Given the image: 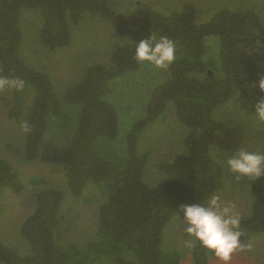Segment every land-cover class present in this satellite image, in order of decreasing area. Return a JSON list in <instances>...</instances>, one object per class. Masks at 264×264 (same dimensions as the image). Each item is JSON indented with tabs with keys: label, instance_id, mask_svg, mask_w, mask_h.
<instances>
[{
	"label": "trees",
	"instance_id": "trees-1",
	"mask_svg": "<svg viewBox=\"0 0 264 264\" xmlns=\"http://www.w3.org/2000/svg\"><path fill=\"white\" fill-rule=\"evenodd\" d=\"M24 9L40 15L39 38L51 51L69 45V26L84 14L105 20L113 34L126 40L113 46L108 64L86 66L60 95L47 73L28 66L20 56ZM196 13L191 3L166 13L140 3L129 13H118L108 0H0V76L25 82L23 89L9 88L12 100L7 117L21 122L22 129L25 123L30 128L23 131L22 149L16 151L7 144L5 151L27 162L38 159L55 166L75 196L82 193L87 180L106 196L95 238L79 246L62 239L63 191L41 187L33 193L31 213L19 224L28 245L26 253L0 241L1 264H95L104 257L123 263L124 247L132 250L136 264H178L176 250H161L163 226L179 206L201 204L222 186L221 168L209 152L219 124L214 109L234 94L241 111L253 114V97L264 96L258 86L264 66L252 54L256 44L264 45V25L258 14L252 9H220L208 21L198 22ZM150 34L172 39L182 55L151 93L144 117L132 125L125 152L119 155L111 147L117 135V113L104 96L110 79L141 65L134 58L135 44ZM206 36L219 38L220 67L203 60ZM169 101L176 118L188 129L185 148L171 160L157 163L160 179L149 186L143 180L147 153L138 152L137 142ZM67 106L76 110L77 121L69 134L60 137L69 124ZM6 159L0 158V197L4 189L15 194L24 191L17 170ZM249 184L250 210L239 226L242 242L264 231V178ZM8 209L0 202L1 214ZM209 252L213 254L195 240L193 263L207 264Z\"/></svg>",
	"mask_w": 264,
	"mask_h": 264
},
{
	"label": "rangeland",
	"instance_id": "rangeland-1",
	"mask_svg": "<svg viewBox=\"0 0 264 264\" xmlns=\"http://www.w3.org/2000/svg\"><path fill=\"white\" fill-rule=\"evenodd\" d=\"M108 2L118 13H129L140 3H146L163 13L176 10L184 3H191L196 8L198 22L208 21L220 9L232 11L252 9L264 25V0H108ZM23 13L27 14L20 23L22 32L20 56L28 66L47 73L53 89L60 95L80 78L86 66L94 63L108 64L113 46L126 40L120 34H113L105 20L84 14L78 23L69 26V45L51 51L39 38L40 15L28 9H24ZM155 37L160 38L158 34H155ZM204 45L203 60L216 63L220 67L219 38L206 36ZM256 45L252 54L255 60L264 66V45ZM175 55L176 58L182 55V48L178 45ZM168 75L169 68L157 69L144 62L137 69L126 71L108 81L109 90L104 99L113 105L118 118L117 135L111 144L114 152L124 154L126 137L132 125L144 117L151 93L167 79ZM11 100L10 89L7 87L0 89V158H7L12 162L13 165L6 159L17 170L24 184V191L15 194L9 189H4L1 194L2 206L10 210L0 213L2 215L0 241L17 246L20 254L26 253L24 249L28 245L19 233V224L33 209V193L41 187L51 186L64 193L59 211L60 218L63 217L62 228H65L63 241L83 246L96 236L98 212L106 196L91 180H87L82 193L75 196L70 192L63 172L55 166L38 159L27 162L5 151L7 144L16 151L17 148L22 149L24 140L21 122L17 123L7 117ZM238 106L240 105L232 94L227 101L214 109L213 116L219 124L210 143L209 152L221 168L222 182V186L211 196L219 197L222 206L230 207L234 214L242 218L248 215L250 210L249 179L246 177L236 179L235 174H232L223 162L225 153L222 151L231 154L230 152L241 147L248 151L264 152V123H259L255 119V113L246 114ZM67 108L70 111L69 124L60 137L69 134L77 121L76 110L72 106ZM222 116L230 121L221 120ZM187 131V127L176 118L173 103L169 101L163 113L141 132L137 150L140 154L147 153L143 174V180L147 185L152 186L160 179L157 163L171 160L175 154L184 150L183 140ZM153 169H156V172L153 173ZM180 215L182 216V212L179 206L163 226L161 250H176L180 256L178 264H194L192 249L195 239L184 231ZM242 243L250 244L251 248L234 251L227 262L216 257L213 251V254L209 252L207 264H264V231L252 234ZM123 256V263L117 262L114 257H104L95 264H136L130 248L124 247Z\"/></svg>",
	"mask_w": 264,
	"mask_h": 264
},
{
	"label": "clouds",
	"instance_id": "clouds-1",
	"mask_svg": "<svg viewBox=\"0 0 264 264\" xmlns=\"http://www.w3.org/2000/svg\"><path fill=\"white\" fill-rule=\"evenodd\" d=\"M175 53L176 45L172 39L167 36L157 39L150 34L136 41L134 58L141 64L147 62L157 69H168L176 59ZM24 86L25 82L22 79L0 76V89L7 87L20 90ZM258 86L264 91V79H260ZM253 101L255 119L259 123H264V96L253 97ZM23 130L30 131L27 123L23 125ZM222 152L225 153L223 162L228 170L235 174L236 179L246 177L258 181L264 178V152L248 151L241 147L230 152L231 154H227L229 153L227 151ZM180 208L184 231L199 241L202 247L212 250L221 260L227 262L234 251L251 248L250 244L242 243L240 217L234 214L230 207L222 206L219 197L210 196L203 204H182Z\"/></svg>",
	"mask_w": 264,
	"mask_h": 264
}]
</instances>
